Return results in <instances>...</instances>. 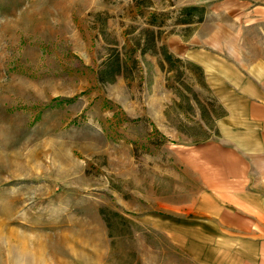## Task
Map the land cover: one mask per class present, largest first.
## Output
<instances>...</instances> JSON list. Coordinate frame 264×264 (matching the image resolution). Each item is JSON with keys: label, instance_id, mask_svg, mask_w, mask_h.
I'll list each match as a JSON object with an SVG mask.
<instances>
[{"label": "rangeland", "instance_id": "rangeland-1", "mask_svg": "<svg viewBox=\"0 0 264 264\" xmlns=\"http://www.w3.org/2000/svg\"><path fill=\"white\" fill-rule=\"evenodd\" d=\"M195 1L0 0V264H182L144 214L180 181L200 73L163 43Z\"/></svg>", "mask_w": 264, "mask_h": 264}, {"label": "crops", "instance_id": "crops-1", "mask_svg": "<svg viewBox=\"0 0 264 264\" xmlns=\"http://www.w3.org/2000/svg\"><path fill=\"white\" fill-rule=\"evenodd\" d=\"M184 26L163 43L178 61L165 71L183 91L185 65L198 70L180 99L195 112L189 127L165 129L182 141L180 181L175 197L149 199L145 221L182 264H264V0H222Z\"/></svg>", "mask_w": 264, "mask_h": 264}, {"label": "trees", "instance_id": "trees-1", "mask_svg": "<svg viewBox=\"0 0 264 264\" xmlns=\"http://www.w3.org/2000/svg\"><path fill=\"white\" fill-rule=\"evenodd\" d=\"M193 8L192 9H188L187 11L189 12V13H192L193 12ZM201 17V16H200ZM117 63H118V61H117ZM119 64V63H118ZM118 68H119V65H118Z\"/></svg>", "mask_w": 264, "mask_h": 264}]
</instances>
